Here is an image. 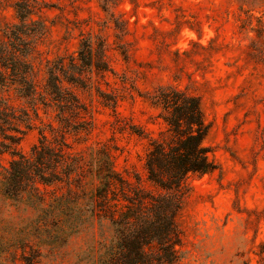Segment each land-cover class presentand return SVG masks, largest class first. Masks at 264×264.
<instances>
[{
    "label": "rangeland",
    "instance_id": "obj_1",
    "mask_svg": "<svg viewBox=\"0 0 264 264\" xmlns=\"http://www.w3.org/2000/svg\"><path fill=\"white\" fill-rule=\"evenodd\" d=\"M17 0H0V41L18 22ZM45 30L32 57L40 86L47 65L77 55L91 39L108 72L89 89L72 87L86 109L82 132L66 134L77 172L67 185H40V196L4 195L11 156L0 157V264H96L94 247L109 223L92 225V199L109 164L131 187L146 182L149 137L165 127L150 95L173 88L197 97L217 169L191 178L177 224L178 264H260L264 258V0H39ZM42 84V85H41ZM14 105L20 102L13 101ZM56 113L23 136L29 154ZM46 130V131H47ZM72 131V130H71Z\"/></svg>",
    "mask_w": 264,
    "mask_h": 264
},
{
    "label": "trees",
    "instance_id": "obj_2",
    "mask_svg": "<svg viewBox=\"0 0 264 264\" xmlns=\"http://www.w3.org/2000/svg\"><path fill=\"white\" fill-rule=\"evenodd\" d=\"M39 0H17L18 22L0 41V157L11 156L4 195L21 201L40 196V185L71 187L77 172L67 156L66 134L84 132L78 123L86 109L72 87L89 89L91 75L108 72L104 48L91 39L80 42L77 55L47 65L42 86L35 79L32 57L44 33L33 19ZM20 102L14 105L13 101ZM165 131L149 137L144 157L146 182L131 187L109 164L100 172L92 199V225L107 221L110 235L94 247L96 264H178L182 233L177 218L191 178L212 174L217 167L205 142L209 134L200 100L186 92L163 88L150 95ZM56 113L59 127L43 125L29 154L19 151L28 130L41 121V111ZM47 130V131H46ZM72 130V131H71ZM264 264V258L260 260Z\"/></svg>",
    "mask_w": 264,
    "mask_h": 264
}]
</instances>
